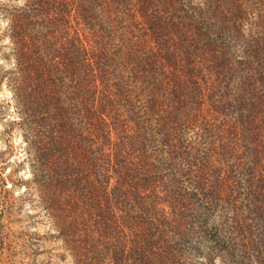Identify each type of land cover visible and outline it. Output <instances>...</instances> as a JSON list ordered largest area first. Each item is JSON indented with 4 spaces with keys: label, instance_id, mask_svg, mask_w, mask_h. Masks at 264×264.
I'll list each match as a JSON object with an SVG mask.
<instances>
[{
    "label": "trees",
    "instance_id": "1",
    "mask_svg": "<svg viewBox=\"0 0 264 264\" xmlns=\"http://www.w3.org/2000/svg\"><path fill=\"white\" fill-rule=\"evenodd\" d=\"M105 2L81 0L90 45L66 39L64 0L6 23L25 197L76 264H115L116 210L134 263L190 264L192 234L238 232L223 187L264 79V0H107L123 24Z\"/></svg>",
    "mask_w": 264,
    "mask_h": 264
},
{
    "label": "rangeland",
    "instance_id": "2",
    "mask_svg": "<svg viewBox=\"0 0 264 264\" xmlns=\"http://www.w3.org/2000/svg\"><path fill=\"white\" fill-rule=\"evenodd\" d=\"M25 1L0 0V264H76L34 194L27 199L24 192L31 174L23 160L25 143L9 85L12 75L5 73L13 64L5 26ZM64 1V11L68 12L64 16L68 20L66 39L81 43L85 37L90 45L89 35L81 31V0ZM105 1L107 6L102 8L123 24L124 18ZM254 96L251 103L245 100L243 142L238 151L241 165L237 173L232 170L233 179L228 177L223 187V198L230 206L227 214L237 221L238 232L230 237L216 236L207 228L203 235L192 234L199 251L192 252L195 256L190 264H264V79ZM115 216V264H136L129 220L120 219L118 210ZM172 218L168 216V220Z\"/></svg>",
    "mask_w": 264,
    "mask_h": 264
},
{
    "label": "clouds",
    "instance_id": "3",
    "mask_svg": "<svg viewBox=\"0 0 264 264\" xmlns=\"http://www.w3.org/2000/svg\"><path fill=\"white\" fill-rule=\"evenodd\" d=\"M24 2V0H20V3L22 4Z\"/></svg>",
    "mask_w": 264,
    "mask_h": 264
}]
</instances>
